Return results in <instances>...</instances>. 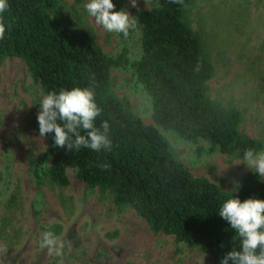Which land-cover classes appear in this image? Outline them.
I'll list each match as a JSON object with an SVG mask.
<instances>
[{"label":"trees","instance_id":"16d2710c","mask_svg":"<svg viewBox=\"0 0 264 264\" xmlns=\"http://www.w3.org/2000/svg\"><path fill=\"white\" fill-rule=\"evenodd\" d=\"M150 1L153 6L135 15L138 27L129 32L138 31L140 39V53L131 59L126 46L106 53L91 28L57 17L60 0H8V9L0 14L7 26L0 40V62L21 58L44 95L94 86L96 102L103 109L96 126L103 120L110 126V151H67L54 146V133L47 134L46 147L33 165L37 181L64 187L70 168L77 179L108 194L117 206L132 207L152 232L200 247L220 264L227 252L240 246L230 223L218 215L222 203L232 195L241 201L264 200V179L249 170L233 189H224L205 176H194L158 127L196 145L197 152L239 159L248 148L263 150L264 139L239 129L243 118L239 108L210 96L211 47L187 19L192 0L180 4L158 0L159 8L157 0ZM112 2L115 11L126 10L127 0ZM115 67L132 70L150 97L154 124L143 122L128 98L115 93L110 73ZM28 125L39 133L37 115ZM104 163L110 167L102 170ZM16 201L14 192L7 207ZM50 228L53 233L60 230L58 225Z\"/></svg>","mask_w":264,"mask_h":264},{"label":"rangeland","instance_id":"374dc122","mask_svg":"<svg viewBox=\"0 0 264 264\" xmlns=\"http://www.w3.org/2000/svg\"><path fill=\"white\" fill-rule=\"evenodd\" d=\"M87 2L60 0L57 17L70 25L91 28L106 53L126 46L128 56L137 57L138 31L126 38L107 32L87 13ZM137 2L139 10L127 0L126 10L132 16L153 6L150 0ZM185 14L211 47L210 96L239 108L243 114L239 129L264 139V0H192ZM110 73L115 93L128 98L143 122L154 124L150 97L132 70L115 67ZM43 96L21 58L0 62V264H216L202 248L152 232L132 207L117 206L108 194L77 179L70 168L64 187L37 181L33 165L47 141L28 124L41 110ZM158 129L194 176L233 189L251 170L239 163L242 159L197 152L196 145ZM199 144L207 147L204 141ZM14 192L17 201L8 208L6 203ZM53 225L60 227L54 234L64 243L61 256L49 255L40 247L42 234Z\"/></svg>","mask_w":264,"mask_h":264},{"label":"clouds","instance_id":"9594fccd","mask_svg":"<svg viewBox=\"0 0 264 264\" xmlns=\"http://www.w3.org/2000/svg\"><path fill=\"white\" fill-rule=\"evenodd\" d=\"M171 2L180 4L182 0ZM131 6L139 10L137 0H131ZM84 7L94 18L95 24L107 32L123 34L126 38L130 30L138 27V18L125 9L115 11L116 5L112 0H89ZM159 7L157 0L156 8ZM7 9L8 0H0V14ZM6 27L0 18V40L5 38ZM39 105V136L43 138L54 133L55 147L67 151H79L81 148L95 152L111 150L108 121L103 120L99 127L95 123L103 109L96 102L94 86L49 92ZM239 163L245 164L259 177H264V150L257 151L254 147L246 149ZM100 167L105 170L110 165L104 163ZM218 215L230 223L235 237L240 241L239 250L227 252L220 264H264V200L249 198L241 201L232 195L222 203ZM40 247L47 249L49 255L61 256L64 243L53 232L46 231L42 234Z\"/></svg>","mask_w":264,"mask_h":264}]
</instances>
